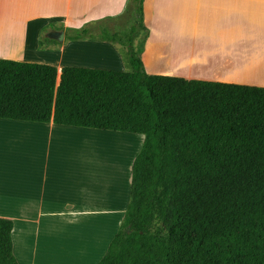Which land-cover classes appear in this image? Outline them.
Listing matches in <instances>:
<instances>
[{"label":"trees","instance_id":"16d2710c","mask_svg":"<svg viewBox=\"0 0 264 264\" xmlns=\"http://www.w3.org/2000/svg\"><path fill=\"white\" fill-rule=\"evenodd\" d=\"M143 2L127 1L128 38H108L129 71L64 67L59 82L53 66L0 59V118L144 135L97 264H264V88L148 74ZM13 229L0 218V264H20Z\"/></svg>","mask_w":264,"mask_h":264},{"label":"crops","instance_id":"0c3cea01","mask_svg":"<svg viewBox=\"0 0 264 264\" xmlns=\"http://www.w3.org/2000/svg\"><path fill=\"white\" fill-rule=\"evenodd\" d=\"M127 1L0 0V59L53 66L59 80L64 67L127 71L128 48L121 53L103 36L129 28ZM143 9L148 74L264 88V0H144ZM102 134L140 141L126 175L83 167L87 136ZM144 138L0 118V218L14 223L20 264L104 257L128 209Z\"/></svg>","mask_w":264,"mask_h":264},{"label":"rangeland","instance_id":"374dc122","mask_svg":"<svg viewBox=\"0 0 264 264\" xmlns=\"http://www.w3.org/2000/svg\"><path fill=\"white\" fill-rule=\"evenodd\" d=\"M127 25V24H125ZM130 26V25H129ZM129 28H122V33H120V39L128 38ZM127 31V32H125ZM124 32V33H123ZM139 35L136 38L137 43L140 42L142 38V32H138ZM141 33V34H140ZM111 33L106 32L104 37L112 38ZM119 38L113 41L115 46L121 51V53L127 49L124 45L123 41ZM124 45V46H123ZM127 64V71L130 70L129 62ZM91 136V137H90ZM86 139V144H83L81 155V162L83 164H87L90 167V170L95 171L96 174L100 173V171L104 168H111L114 170L115 174H123L126 175L128 173L130 163L132 161L131 158L134 157L136 152L140 147V141L135 140H126L120 139L117 140L111 137L109 134H102L100 136L90 135ZM94 137V138H93ZM99 138V139H98ZM92 140V141H91ZM127 157H129L127 159ZM85 169V168H84ZM113 231L117 229V226L114 225ZM117 231V230H116Z\"/></svg>","mask_w":264,"mask_h":264},{"label":"bare ground","instance_id":"6f19581e","mask_svg":"<svg viewBox=\"0 0 264 264\" xmlns=\"http://www.w3.org/2000/svg\"><path fill=\"white\" fill-rule=\"evenodd\" d=\"M4 23V22H3ZM0 25H1V23H0ZM253 60H254V58H253ZM251 61H252V59H251ZM88 137V136H87ZM91 137V136H90ZM94 138V137H93ZM99 139V138H98ZM86 140H88V139H86ZM92 141V140H91ZM129 157H127V159H128ZM131 159H133V158H131Z\"/></svg>","mask_w":264,"mask_h":264},{"label":"water","instance_id":"95a60500","mask_svg":"<svg viewBox=\"0 0 264 264\" xmlns=\"http://www.w3.org/2000/svg\"><path fill=\"white\" fill-rule=\"evenodd\" d=\"M62 36H63V34H60V35H59L60 38H62ZM59 82H60V80H59Z\"/></svg>","mask_w":264,"mask_h":264}]
</instances>
